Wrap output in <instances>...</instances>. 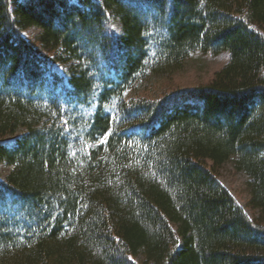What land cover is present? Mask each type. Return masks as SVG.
Segmentation results:
<instances>
[{
	"label": "trees",
	"instance_id": "1",
	"mask_svg": "<svg viewBox=\"0 0 264 264\" xmlns=\"http://www.w3.org/2000/svg\"><path fill=\"white\" fill-rule=\"evenodd\" d=\"M195 53L227 60L137 96ZM20 130L0 264H264V0H0V138Z\"/></svg>",
	"mask_w": 264,
	"mask_h": 264
},
{
	"label": "rangeland",
	"instance_id": "2",
	"mask_svg": "<svg viewBox=\"0 0 264 264\" xmlns=\"http://www.w3.org/2000/svg\"><path fill=\"white\" fill-rule=\"evenodd\" d=\"M112 31L119 33L117 28V22L114 17L111 18ZM39 30L36 28H30L27 32H23L26 37H32V35L37 34ZM227 60V54L221 53L219 55L213 56L210 54H199L195 53L184 65L183 69L170 78L160 79L157 84L150 85L145 92L143 88L138 92L137 96L146 97L149 99H154L155 96L159 97L164 93H168L172 90L184 88V87H194L208 82L212 74L221 68V66ZM73 61H69L63 64H54V69L60 74L65 75L68 66ZM146 88V87H145ZM23 130L18 131L13 135H7L0 138V143H5L11 145L14 140L21 134ZM11 167L6 164L0 165V181L3 180L9 173ZM219 182L230 192V194L235 198L237 203L244 209L246 215L252 219L256 216V212L252 211L250 208L245 207L248 200V191L246 186V176L240 171H236L233 167L232 161L224 163L220 168L217 175ZM141 260V258H137Z\"/></svg>",
	"mask_w": 264,
	"mask_h": 264
}]
</instances>
